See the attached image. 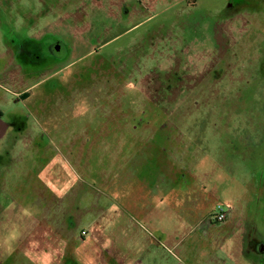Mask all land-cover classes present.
<instances>
[{
	"label": "rangeland",
	"instance_id": "374dc122",
	"mask_svg": "<svg viewBox=\"0 0 264 264\" xmlns=\"http://www.w3.org/2000/svg\"><path fill=\"white\" fill-rule=\"evenodd\" d=\"M231 1L239 14L230 0H0L6 80L12 41L33 51L47 35L72 49L60 67L78 60L29 109L33 131L0 138V264H105L101 250L136 255L154 239L167 264H232L227 226L206 222L229 207L245 249L264 240V0ZM127 66L135 87L111 89L106 74Z\"/></svg>",
	"mask_w": 264,
	"mask_h": 264
},
{
	"label": "flooded vegetation",
	"instance_id": "af4514ba",
	"mask_svg": "<svg viewBox=\"0 0 264 264\" xmlns=\"http://www.w3.org/2000/svg\"><path fill=\"white\" fill-rule=\"evenodd\" d=\"M245 1H249V0H241L242 3ZM237 4L239 3H234L233 1L230 0L231 11L236 12V14H239V11L241 9L237 7ZM125 5H127L126 2H125ZM256 17H259V16H256ZM226 22L227 23L230 22V15L227 16ZM251 24H252L251 22H248V26ZM244 25L247 26L246 24ZM244 25H242L241 23V26H244ZM91 30L92 29L90 28V31ZM240 30H243V29H240ZM246 31L247 29H245L243 33L240 32L241 33L240 36H243ZM44 36H42L44 37L43 39H39V42L32 43L34 46L33 48H36L33 51L30 50L31 48L30 49L27 48V43L29 42H27L26 40H22V42H20L19 44H16L13 41L11 42L12 46L9 48V55H8V58H10L9 59L10 64L7 65L3 71L9 74V69H12V71L14 72L13 74H16L17 76L13 77V79L16 81V83H13L11 79L9 81L6 80L4 76L0 73V119H2L8 125L6 132L2 137L7 136L15 141L18 138L21 139L23 136L25 137L26 135H29V133L33 131V126H31V122L34 123L35 121V118H33L34 115H30L28 113L29 109H33L37 111L38 109L41 108L42 105L43 107L45 105H48L49 101H51V97L54 95V93L57 90L55 88H57V85H59V82L57 81L58 76L61 74V72L63 73L65 72V70H68L69 68H73L74 63L78 61V60L70 61L64 67L63 66L60 67V62H62L61 58L64 57V53L65 55H67V58H68L70 56L69 54H71L72 52V49L68 47L67 45H65L63 41H58V40L46 41L47 35H44ZM223 37L226 38L224 50L226 51L227 54H222L221 59H223L222 61L229 62L230 35L229 34L225 35L224 33L223 36L220 38L224 40ZM243 41L246 42L244 39L237 41V42H240V46H241ZM48 42H51V43H48ZM237 42H235V44H237ZM258 42H259L258 46L260 47L259 52H258V57L259 59L264 61V46H263L264 44L262 41H258ZM243 44H244L243 45L244 47L248 46V48H250L251 46L250 44L247 45V42ZM105 46L106 45H100V46L95 47L90 54L88 53L83 54L82 58H87L92 55L101 53V51L105 48ZM115 56H116V52H115ZM13 57H15V60L19 58L21 65H17L16 61L14 59H11ZM198 58H199V55H198ZM247 61H249V59ZM52 63L53 65H51ZM131 65L133 64H129V66ZM128 68L129 67L127 66V69H123L121 71L116 70L115 68V70L118 71L117 73H115L114 71L112 74L110 72L106 74V78L107 77L109 78V82L112 84L114 81L115 83V84H112L111 89L115 88V90L119 91L121 90L122 85L124 86L128 85V88L130 89L131 88L133 89L135 87L134 81L132 79H129L127 77V74H124V71L128 70ZM221 68L224 69L225 67L222 66ZM42 74H45V76L41 77L33 85H30L27 88H22L20 86V84L23 85L26 82L27 78H35L37 76H41ZM76 77H79L77 73L75 75V78ZM123 77H126V79L123 80ZM183 77L184 76H181V75L177 76V73L174 72V74H172V76L169 77V80H168L169 83L167 86L172 87L174 85L172 80H176V82H179ZM210 77H214V74L212 73V75L209 76V78ZM116 82L118 85L116 84ZM4 83L6 85H4ZM18 84H19V87L16 86ZM41 84H48L47 87H44L46 89L43 90L46 92V94L43 95V97L46 98L43 100V104L40 101V96L42 95L43 92L40 95H37L36 98L33 100L30 95L32 90L34 88H37ZM105 86L107 87V83L105 84ZM61 88L63 87L61 86ZM1 90H4L6 92L4 93ZM58 105L61 106V104H58ZM60 106H59V109H60ZM228 220L225 222H221V223H226L228 222ZM213 224H218V223L216 222L211 223V225ZM257 249L258 251H263L264 245H260Z\"/></svg>",
	"mask_w": 264,
	"mask_h": 264
},
{
	"label": "crops",
	"instance_id": "0c3cea01",
	"mask_svg": "<svg viewBox=\"0 0 264 264\" xmlns=\"http://www.w3.org/2000/svg\"><path fill=\"white\" fill-rule=\"evenodd\" d=\"M125 4V2H124ZM124 4L122 5L123 7L119 8V9H125ZM253 12V11H251ZM251 12L249 14H251ZM255 16H258V12L254 11L253 13ZM247 22V21H245ZM250 22H252V18L250 19ZM90 31V28H89ZM116 38V37H115ZM107 42H103L100 43L98 45H91V47L88 49V51L86 53L90 54L92 52V50L100 45H106ZM59 68V67H58ZM171 175V173H169ZM170 177H168V181L170 182ZM170 185H168V192H170ZM161 203L165 202V198H161ZM196 204V203H195ZM154 211V210H152ZM149 216V214H148ZM238 216V215H237ZM236 216V214L234 215V213L232 214V218L230 217V220L228 222L225 223V225L227 226L226 229L227 234H228V238L233 240V244L232 245H227V242L222 244V248L224 249V251L227 252V254H230V256L233 257V263L232 264H247L246 259H244V257H250V255H254L257 257V259L251 263V264H264V250L263 251H258V247L260 245H264V240L263 241H259L256 239H252V241H250L249 246L250 248L245 249V243L242 242V237L240 236V231H237V227H240L239 221H238V217ZM201 218V216H200ZM200 218H198L200 220ZM201 221V220H200ZM199 221V222H200ZM208 222V220L206 221ZM242 221H240L241 223ZM208 225H211L209 222L207 223ZM178 235H176L175 238H177ZM171 236L166 234L165 232L162 233V238L163 239H169ZM163 241V243L161 241L156 242V240L154 239L153 242H149L146 244V247L144 246H136L137 247V253L136 255H134V253L132 252L131 254L124 250V249H114V252L106 253L104 252V250H101V257L102 260L105 262V264H109L107 262H110L111 260L108 258V254L110 258L114 259V264H167L166 260H165V255H164V251H166L167 247L165 248L164 246H166V242ZM166 244V245H165ZM181 242L178 241L174 247H180ZM234 245H237L238 247H234ZM243 245V247H242ZM163 248V249H162ZM165 248V249H164ZM100 251V252H101ZM115 253V254H113ZM247 253H250V255H245ZM101 259V258H100ZM107 261V262H106Z\"/></svg>",
	"mask_w": 264,
	"mask_h": 264
},
{
	"label": "built area",
	"instance_id": "2783aa9c",
	"mask_svg": "<svg viewBox=\"0 0 264 264\" xmlns=\"http://www.w3.org/2000/svg\"><path fill=\"white\" fill-rule=\"evenodd\" d=\"M233 213V209L229 207L228 209H221L210 215L208 222L211 223H221L227 221Z\"/></svg>",
	"mask_w": 264,
	"mask_h": 264
},
{
	"label": "water",
	"instance_id": "95a60500",
	"mask_svg": "<svg viewBox=\"0 0 264 264\" xmlns=\"http://www.w3.org/2000/svg\"><path fill=\"white\" fill-rule=\"evenodd\" d=\"M7 127V123L0 119V138L5 134Z\"/></svg>",
	"mask_w": 264,
	"mask_h": 264
}]
</instances>
